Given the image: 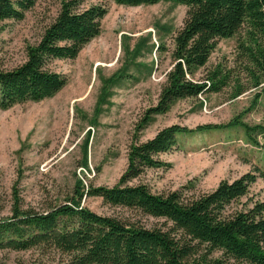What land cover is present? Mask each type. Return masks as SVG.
<instances>
[{"label": "rangeland", "instance_id": "rangeland-1", "mask_svg": "<svg viewBox=\"0 0 264 264\" xmlns=\"http://www.w3.org/2000/svg\"><path fill=\"white\" fill-rule=\"evenodd\" d=\"M62 0H37L21 20L0 21V69H11L25 60V49L38 42L44 28L56 17ZM99 4L107 9L99 35L74 59H54L49 67L66 77V84L40 101H24L0 108V218L19 207L43 212L65 203L82 189L114 185L127 164L129 145L144 141L172 124L194 128L225 124L232 119L264 127V81L255 83L257 66L244 46L250 45L247 29L220 38L196 77L219 70L226 84L217 92L175 101L168 111L153 116L142 127L146 110L155 105L165 73L170 68L166 52L132 51L143 39L155 46L168 43L163 25L182 26L187 7L171 1L130 6L113 0H81L80 8ZM161 28V29H160ZM264 47V42L262 43ZM122 70L124 78L110 79ZM150 70V71H149ZM239 91V93H237ZM249 140L244 129L233 126L178 137V148L160 157L167 167L151 168L133 182L146 183L153 192H167L190 184L191 193L209 192L223 180L259 169L264 173V132ZM264 202V177H258L233 209ZM81 205L98 214L141 221L158 219L113 207L99 196L81 198ZM202 252L194 258L201 260ZM52 248L0 249V264H58L64 259ZM207 264H236L220 252L204 257ZM212 261V262H211Z\"/></svg>", "mask_w": 264, "mask_h": 264}, {"label": "trees", "instance_id": "trees-1", "mask_svg": "<svg viewBox=\"0 0 264 264\" xmlns=\"http://www.w3.org/2000/svg\"><path fill=\"white\" fill-rule=\"evenodd\" d=\"M36 1L0 0V21L23 19ZM113 1L130 6L171 1L187 7L182 26L160 28L168 43L159 40L156 46L147 45L150 39L146 38L132 51V60L143 49L159 55L166 52L171 64L156 104L145 112L142 127L153 116L168 111L175 101L217 92L226 84L218 69L203 77H196V73L206 65L217 40L232 36L241 27L247 29L250 43L244 49L258 70V74L251 72L252 78L256 84L264 81V0ZM80 3L62 0L38 42L26 47L25 60L11 69H0L1 109L40 101L66 84V77L52 70L49 63L76 58L83 46L99 35L107 13L102 5L81 9ZM124 77L120 70L106 82L111 86ZM233 126L242 127L251 141H255V133L264 132L261 125L248 126L235 118L225 124L194 128L172 124L144 141L135 138L127 151L126 168L114 185L82 189L78 184L65 203L43 212L23 209L15 202L10 215L0 218V249L52 248L65 256L58 264H207L204 257L214 252L236 264H264V202L232 208L258 177H264L259 169L233 180L223 179L211 191L198 194L191 193L193 186L189 183L175 190L153 192L146 183L133 182L147 169L167 167L160 156L178 148L180 135ZM83 195L99 196L110 206L133 210L160 223L146 225L98 214L81 205ZM200 252L202 259L194 258Z\"/></svg>", "mask_w": 264, "mask_h": 264}]
</instances>
